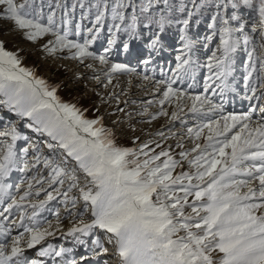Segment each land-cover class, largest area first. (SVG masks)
Masks as SVG:
<instances>
[{
  "label": "snow or ice",
  "instance_id": "obj_1",
  "mask_svg": "<svg viewBox=\"0 0 264 264\" xmlns=\"http://www.w3.org/2000/svg\"><path fill=\"white\" fill-rule=\"evenodd\" d=\"M205 15L206 34L194 39L192 21ZM0 19L28 41L51 37L42 45L50 54L67 50L68 59L107 65L109 83L110 73L135 71L110 64L114 48L129 53L130 41L147 34L146 47L158 54L161 34L175 27L181 44L175 67L155 81L161 108L147 114L183 125L184 113L196 121L187 128L190 146L182 138L178 151L138 136L133 146L118 145L102 117L88 118L62 101L55 86L0 42V109L17 118L0 114V264H91L47 242L62 231L59 211L52 213L55 223L41 217L54 201L72 217L62 235L85 246L96 264L101 256L113 264H264V0H191V7L187 0H0ZM105 30L107 46L97 54L92 46ZM200 43L211 53L203 64L192 58ZM241 49L243 98L257 103L237 114L226 112L225 103L228 93L238 94ZM201 68L202 93L190 94L193 83L174 87L195 80ZM165 103L174 105L170 114ZM21 123L47 139L33 141ZM152 135L168 139L161 131ZM14 171L36 173L22 179L23 190L16 185L18 196L5 182Z\"/></svg>",
  "mask_w": 264,
  "mask_h": 264
},
{
  "label": "rangeland",
  "instance_id": "obj_2",
  "mask_svg": "<svg viewBox=\"0 0 264 264\" xmlns=\"http://www.w3.org/2000/svg\"><path fill=\"white\" fill-rule=\"evenodd\" d=\"M70 2L71 0H69ZM187 2L189 7H191V0H187ZM196 2H199V0H196ZM195 19H200L201 24L196 25ZM207 19V15L194 17L189 35L193 36L194 39L197 35H205ZM106 38L107 32L105 30L100 40L92 46V50H95L97 54H101L103 52L102 46H107ZM124 38L127 39V37ZM48 39H51V37H44L36 42L28 41L24 38L21 31L13 28L10 21L0 19V42L3 43L5 49L16 53L22 66L31 68L37 77L45 80L50 86H55L57 95L62 101L75 104L82 111L86 110L84 114L88 118L102 117L104 126L112 130L118 145L133 146L132 140L138 136L140 138L138 142L152 139L166 147L171 145L174 151H178L176 149V142L182 138V142L186 146H190V140L187 138V128L194 126L196 123L192 119L191 114H180L181 118L185 121L183 125L180 120L172 121L167 116H159L156 120H151L147 114L155 113L161 108L158 101L163 98L162 91H157L158 86L155 81L163 79V74L171 76L170 69L175 67V57L179 54L178 49L181 47L175 27H167L164 34L161 35L162 47L159 49L158 54L156 51H152L146 47L148 42L147 34L143 35L138 41H130L131 52L129 53H125L122 47L114 48L108 57L110 64L121 63L135 69V71L110 73L111 83L108 82V77L105 76V72L108 71L107 65H100L98 61L91 59H87L83 63L78 60L68 59L66 57L70 53L67 50L50 54L42 47L43 44L47 43ZM151 54L152 56L150 57ZM209 55L211 53L205 50L202 47V43H200L193 50L192 58L198 63L203 64ZM245 58L243 50L238 51L234 75L237 77L236 87H238L239 98L234 95H227L225 103L226 112L240 114L248 111L250 104H253V101L243 98L242 61ZM143 59H150L151 62L145 65L141 62ZM88 64H91L92 68L87 67L86 65ZM206 72V69L201 68L197 72L195 80H188L183 84L178 83L174 87L187 88L189 83H193L196 86L188 91L192 95L200 94L203 92V77ZM145 75L151 79L145 80ZM97 76L99 79L95 78ZM159 87L162 89L163 85ZM248 94L251 95V93ZM234 97L237 101L234 100ZM149 101L152 103H149ZM233 101L238 103L235 105ZM216 102H220L218 98ZM255 103L257 102L255 101ZM163 107L169 114L174 110L173 104L165 103ZM120 109H123V111H120ZM186 112L187 108H185ZM5 113H7L6 110ZM7 116L13 122L16 119L12 114L7 113ZM258 118L259 114L256 113L254 119ZM157 131L163 132L164 137L168 139L152 135ZM20 144L24 146L23 142H20ZM41 152L42 154L44 152L43 155H52L49 150ZM56 155L59 157V152ZM35 174V171L26 174L14 171L5 181L12 185L9 191L18 196L19 193L16 192V185L19 184L21 190H23L26 187V183H22V179ZM43 198L42 194L39 199ZM49 208L51 211L45 210L41 213V217L55 223L56 218L52 213L59 211L62 220L61 232L66 231L71 226L72 217L66 216L65 205L54 201L51 202ZM29 211L31 210L29 209ZM18 216L19 213H16L14 217H10L9 222L15 220ZM17 231H22V229H14L13 234L15 235ZM61 232H57L54 236H58ZM101 240L103 242V237H101ZM83 248L85 249V246L78 250L83 251ZM35 250H29L30 254H34V257Z\"/></svg>",
  "mask_w": 264,
  "mask_h": 264
},
{
  "label": "bare ground",
  "instance_id": "obj_3",
  "mask_svg": "<svg viewBox=\"0 0 264 264\" xmlns=\"http://www.w3.org/2000/svg\"><path fill=\"white\" fill-rule=\"evenodd\" d=\"M168 42H169V41H168ZM253 101H254V100H253ZM251 103H252V102H251ZM32 139H33V141H37V139L35 138V136H33V138H32ZM105 258H106V260H108V261H109V259H110L111 257H109V256H108V257H105ZM104 260H105V259H104Z\"/></svg>",
  "mask_w": 264,
  "mask_h": 264
}]
</instances>
